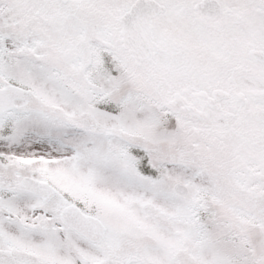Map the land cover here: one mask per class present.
<instances>
[{
    "label": "snow or ice",
    "instance_id": "snow-or-ice-1",
    "mask_svg": "<svg viewBox=\"0 0 264 264\" xmlns=\"http://www.w3.org/2000/svg\"><path fill=\"white\" fill-rule=\"evenodd\" d=\"M0 264H264V0H0Z\"/></svg>",
    "mask_w": 264,
    "mask_h": 264
}]
</instances>
